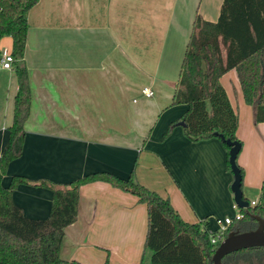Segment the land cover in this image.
I'll use <instances>...</instances> for the list:
<instances>
[{"label": "crops", "instance_id": "crops-1", "mask_svg": "<svg viewBox=\"0 0 264 264\" xmlns=\"http://www.w3.org/2000/svg\"><path fill=\"white\" fill-rule=\"evenodd\" d=\"M221 3L38 0L27 11L23 60L31 108L21 154L2 180L7 185L15 174L30 180L12 192L25 216L50 214L52 192L39 181L63 185L97 171L120 177L132 172L139 183L168 196L187 222L205 220L204 226L214 228L215 218L230 216L229 150L218 136L190 140L176 123L186 105L171 104L178 80L174 73L180 71L193 20L201 14L215 21ZM11 43L10 37L0 39V49L11 50ZM219 81L238 116L242 194L248 202L258 201L264 121L256 122L245 103L235 68ZM144 87L153 96L143 95ZM16 90L13 66L0 68V153ZM134 95L140 100L129 103ZM145 223L146 205L135 195L106 181L83 184L78 217L64 229L60 256L84 264H151Z\"/></svg>", "mask_w": 264, "mask_h": 264}, {"label": "trees", "instance_id": "trees-1", "mask_svg": "<svg viewBox=\"0 0 264 264\" xmlns=\"http://www.w3.org/2000/svg\"><path fill=\"white\" fill-rule=\"evenodd\" d=\"M37 1L0 0V39L12 40L17 81L8 139L0 153V264H84L75 259L64 260L60 248L64 229L78 217L79 188L98 180L135 195L138 202L146 205L144 247L150 251L151 264H213L211 257L217 246L210 242L205 220L196 223L183 220L168 196L139 183L132 172L127 177L108 171L91 172L63 185L39 181L52 192L50 214L45 219L25 216L13 201L16 186L30 181L15 174L7 185L2 182L8 164L21 154L24 125L31 108L23 55L27 11ZM232 68L237 71L245 103L254 110L255 121H264V0H222L215 21L196 14L171 101L172 105H186L176 123H183L190 140L218 136L228 150L230 146L225 139L237 141L241 147L235 133L238 116L219 81ZM235 161L237 164V156ZM237 167L242 177L243 169L238 164ZM251 215L264 218V178L256 205L248 202L243 217L229 226L227 234L234 229H253L256 221ZM263 259L264 247H252L225 255L222 263L262 264Z\"/></svg>", "mask_w": 264, "mask_h": 264}, {"label": "water", "instance_id": "water-1", "mask_svg": "<svg viewBox=\"0 0 264 264\" xmlns=\"http://www.w3.org/2000/svg\"><path fill=\"white\" fill-rule=\"evenodd\" d=\"M183 126V123L180 122ZM225 142L230 146L228 152V163L233 175V180L230 189L233 193L234 202L241 208L248 206V201L243 198L241 189L242 177L236 164V156L239 151L240 144L237 141L225 139ZM256 221V226L253 229L240 231L234 229L226 235L215 249L211 261L213 264H223L222 258L232 252L252 247H264V218L258 215H251Z\"/></svg>", "mask_w": 264, "mask_h": 264}, {"label": "built area", "instance_id": "built-area-1", "mask_svg": "<svg viewBox=\"0 0 264 264\" xmlns=\"http://www.w3.org/2000/svg\"><path fill=\"white\" fill-rule=\"evenodd\" d=\"M14 62V57L11 54V50L7 47H3L0 49V68H5V69H11L13 66ZM143 95L146 97H151L153 96V90L149 87H144L142 89ZM257 200H250L249 204L254 206L256 205ZM233 209L235 208V214L234 216H225L223 218H215L214 223L215 227L214 228H209L208 226H205L206 231L209 234L210 237V242L218 246L219 243L226 237L227 231L229 226L238 220H240L243 217V209L247 207H239L235 202L232 205Z\"/></svg>", "mask_w": 264, "mask_h": 264}, {"label": "rangeland", "instance_id": "rangeland-1", "mask_svg": "<svg viewBox=\"0 0 264 264\" xmlns=\"http://www.w3.org/2000/svg\"><path fill=\"white\" fill-rule=\"evenodd\" d=\"M199 13V12H198ZM201 15V14H200ZM178 71H179V69L177 68V70L175 71V73H174V75H175V77L177 78L178 77ZM175 78V79H176ZM128 101H129V103L130 102H132V99H135L136 101H138V100H140V98L138 97V96H132V97H128ZM180 105H184V104H180ZM180 105H176V106H180ZM170 109H172V108H169L168 110H170ZM185 109H186V106L185 107H183V112L185 111ZM182 112V113H183ZM229 168V167H228ZM229 171H230V174H231V169H229ZM235 211H236V209L234 208L233 210H232V213L230 214V216H234V214H235ZM144 225V224H143ZM145 227H147V224L145 223ZM142 228H143V226H142ZM146 254H148V252H149V250L148 249H146ZM262 264H264V259H263V263Z\"/></svg>", "mask_w": 264, "mask_h": 264}]
</instances>
